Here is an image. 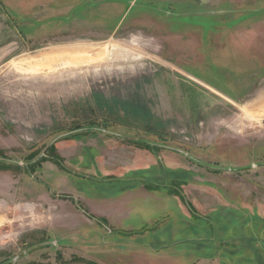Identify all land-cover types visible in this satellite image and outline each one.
Wrapping results in <instances>:
<instances>
[{"label":"rangeland","instance_id":"374dc122","mask_svg":"<svg viewBox=\"0 0 264 264\" xmlns=\"http://www.w3.org/2000/svg\"><path fill=\"white\" fill-rule=\"evenodd\" d=\"M120 1L0 0V264H264V0Z\"/></svg>","mask_w":264,"mask_h":264},{"label":"crops","instance_id":"0c3cea01","mask_svg":"<svg viewBox=\"0 0 264 264\" xmlns=\"http://www.w3.org/2000/svg\"><path fill=\"white\" fill-rule=\"evenodd\" d=\"M56 1H57V0H56ZM114 2H116V0H114ZM119 2H121V1L118 0V3H119ZM115 6H116V8H115V9H112V12H116V11H117V16L119 17L120 14H121V13H120V12H121L120 4H117V5H115ZM115 6H114V7H115ZM66 8H67V7H66ZM66 8H65V9H66ZM113 16H116V15H113ZM262 101L264 102V100H262ZM118 199H119V198L117 197V198H116V202H117ZM116 205H117V204H116ZM119 212H120V211H118V210H117V207H116V214H119Z\"/></svg>","mask_w":264,"mask_h":264},{"label":"trees","instance_id":"16d2710c","mask_svg":"<svg viewBox=\"0 0 264 264\" xmlns=\"http://www.w3.org/2000/svg\"><path fill=\"white\" fill-rule=\"evenodd\" d=\"M82 130V129H81ZM81 130H78V131H81ZM148 145H151V144H148Z\"/></svg>","mask_w":264,"mask_h":264}]
</instances>
